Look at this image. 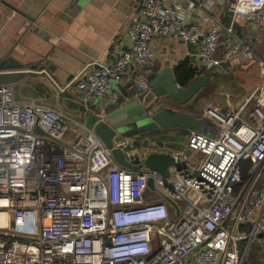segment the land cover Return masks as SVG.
<instances>
[{
	"label": "built area",
	"instance_id": "built-area-1",
	"mask_svg": "<svg viewBox=\"0 0 264 264\" xmlns=\"http://www.w3.org/2000/svg\"><path fill=\"white\" fill-rule=\"evenodd\" d=\"M225 10L264 30V0H228ZM219 22V15L187 22L176 0H140L116 59L90 62L64 84L48 77L82 103L104 101L128 70L146 90L140 71L154 60L156 40L195 44L200 61L218 66ZM240 43L232 39L221 61L241 56ZM259 74L239 109H204L214 134L192 131L171 154L167 178L119 165L82 122L17 103L0 84V264H243L256 243L264 254V63ZM130 140L115 146L126 151Z\"/></svg>",
	"mask_w": 264,
	"mask_h": 264
},
{
	"label": "crops",
	"instance_id": "crops-1",
	"mask_svg": "<svg viewBox=\"0 0 264 264\" xmlns=\"http://www.w3.org/2000/svg\"><path fill=\"white\" fill-rule=\"evenodd\" d=\"M139 1L81 0L79 7L72 11L68 9V0H0V62L10 58L27 72L7 84L14 101L63 112L91 130L99 119L97 105L108 104L122 89L132 92L139 89L129 85L131 79L136 82L133 70L126 71L119 84L112 83L101 102L92 98L82 103L73 89L57 91L49 77L64 84L90 62L109 63L116 59L127 47L125 25ZM202 1V6L191 8L176 3L186 13L187 22L192 24L203 23L205 17L219 15L220 18L219 45L214 55L220 63L210 76L208 86L198 91L193 106L184 107L197 117L205 116L204 110L198 114L195 109L201 98L210 101L207 107L222 113L237 110L231 107L229 99H238V109L243 106L246 97L261 81L259 70L264 63V30L241 18L233 19L225 10L228 0ZM220 7L224 9L222 12H218ZM231 38L241 41V56L221 61ZM154 52V60L140 71L147 83L149 75L155 76L164 67H170L173 72L184 60L201 73L210 67L196 55L195 44L176 38L156 40ZM229 83L232 86L228 87ZM220 95L227 106H223ZM245 112L246 106L243 114ZM190 133L173 128L146 142L138 140L135 144L130 140L131 147L126 151L138 152L141 157L151 150L172 154L184 149ZM66 141L70 142V138ZM258 236L261 240L260 234Z\"/></svg>",
	"mask_w": 264,
	"mask_h": 264
},
{
	"label": "water",
	"instance_id": "water-1",
	"mask_svg": "<svg viewBox=\"0 0 264 264\" xmlns=\"http://www.w3.org/2000/svg\"><path fill=\"white\" fill-rule=\"evenodd\" d=\"M80 1L68 0V9L74 11L79 7ZM176 3L187 6L186 0H177ZM21 67L10 58L0 62V84H8L25 76L27 72L21 70ZM216 68L217 66L209 67L186 87L177 86L170 67L162 68L148 81L146 90L138 89L132 92L122 89L120 95L108 104L97 105L96 113L99 119L91 131L110 151L112 158L119 165L132 170L143 165L146 169L167 178L169 168L175 165L171 154L151 150L142 156L140 161L138 156H128L126 151L122 147H116L115 143L122 138H130L135 144L138 140L146 142L173 128L214 134L216 127L213 124L208 127L210 124L208 117H197L184 110V107L193 106L198 91L208 86L210 76ZM112 83L119 84L117 81ZM129 83L130 86H137L133 79ZM186 153L189 154L190 151L187 150ZM147 186L153 189L152 179L147 181ZM170 202L174 205L172 201Z\"/></svg>",
	"mask_w": 264,
	"mask_h": 264
},
{
	"label": "trees",
	"instance_id": "trees-1",
	"mask_svg": "<svg viewBox=\"0 0 264 264\" xmlns=\"http://www.w3.org/2000/svg\"><path fill=\"white\" fill-rule=\"evenodd\" d=\"M199 74H201V71H197L195 68L191 67L187 60L180 62V64H178V66L173 71L176 82L182 87L188 86L189 83ZM153 77V74L149 75L148 79L150 80ZM245 177L246 172L244 168V178ZM262 262H264V254L261 246L257 245V243L251 245L246 253L243 264H261Z\"/></svg>",
	"mask_w": 264,
	"mask_h": 264
},
{
	"label": "rangeland",
	"instance_id": "rangeland-1",
	"mask_svg": "<svg viewBox=\"0 0 264 264\" xmlns=\"http://www.w3.org/2000/svg\"><path fill=\"white\" fill-rule=\"evenodd\" d=\"M230 86H232V84H228V87H230ZM250 95V94H249ZM248 95V96H249ZM223 95H220V96H218V97H222ZM248 96L246 97V99L248 98ZM220 101L221 102H223V106H227V104H226V101H225V99H224V97H222L221 99H220ZM229 101L231 102V107L232 108H234V109H238V107L239 106H236V104L238 103V99H236V100H234V99H229ZM209 102L210 101H207V100H204V99H199V100H197V103H196V106H195V109H196V111L197 112H199L198 114H202V111L208 106V105H210L209 104ZM244 102H245V100H244ZM210 124H209V126L208 127H210L212 124L213 125H215V127H216V124H215V122L214 121H212L211 119H210V122H209ZM207 134V133H206ZM140 167H141V165H140ZM262 251H263V249H262ZM261 252V251H260Z\"/></svg>",
	"mask_w": 264,
	"mask_h": 264
}]
</instances>
